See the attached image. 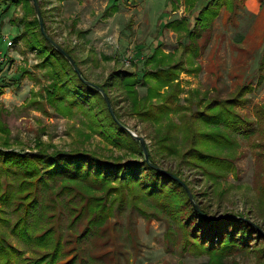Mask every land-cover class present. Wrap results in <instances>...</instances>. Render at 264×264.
<instances>
[{
  "label": "rangeland",
  "instance_id": "obj_1",
  "mask_svg": "<svg viewBox=\"0 0 264 264\" xmlns=\"http://www.w3.org/2000/svg\"><path fill=\"white\" fill-rule=\"evenodd\" d=\"M14 1L7 9L0 4V57H4L0 61V148L30 156L41 149L48 152L77 149L108 160H126L132 156L141 159L128 141L117 145L98 129H93L82 108L68 109L55 95H48L54 79L48 68L38 66L42 56L22 38L21 25L10 21L29 14L32 2ZM178 1L39 0L44 27L50 32L47 33L65 49L73 50L82 76L96 85L110 81L108 74L117 68L141 76V60L155 47L173 54L174 61L183 60L174 80L178 87L173 105L181 104L188 109L177 115L174 113L177 119L181 117L177 122L180 127L172 129L171 136L169 133L163 137L167 120L157 124L140 120L136 113H131L132 99L123 87L110 90L115 116L121 124L143 137L148 155L152 154L162 169L179 171L181 179L178 178L188 187L199 209L198 202L211 214L216 213L214 217L245 218L264 228V0H233L230 8L222 9L210 26L201 29V37L196 41L199 54H184L183 57L180 55H183L184 34L180 37L165 28L163 22L188 18L189 27L192 26L196 8L204 0L191 9ZM114 2L118 5L116 12L109 8ZM33 16L30 14V19ZM9 40L14 42L11 48L7 46ZM187 42L185 38L183 44ZM134 87L140 96L145 93L144 86L137 84ZM170 92L167 86L163 87L159 90L160 96L144 99V107L161 103ZM238 94H241V101L234 111L245 123L236 129L220 124L218 129L227 132L233 144L225 149L210 148L220 157H229L233 170L223 173L214 164L186 156L192 144L184 140L181 122L191 110L204 106V103L197 104L198 100L205 98V103L213 99L222 101ZM99 106L94 111L101 108ZM102 115L109 124L105 112ZM196 123L203 130H211L201 121ZM243 130L253 132L244 136ZM197 144L209 146L204 141L197 140ZM12 169L0 172V184L5 186L7 183L11 192L17 189ZM58 182L51 188L52 194L64 184ZM51 184L54 183L51 181ZM110 185L115 186L114 183ZM71 186L79 188L75 184ZM127 191L123 189L121 194L116 189L91 192L90 215L96 207L103 205L102 212H108L105 220H96L94 224L88 214L70 227L69 222L75 214L69 215L64 209L60 233L64 244L70 242L68 246L64 245L65 251L71 246L72 250H78L74 264H264V255L255 250L264 246L263 240L252 239L248 250L222 257L210 254L202 250L198 241L188 243L184 240L183 219L167 213L139 189L132 191L135 198ZM65 196L62 194V203ZM49 197L50 193L41 186L37 210L32 209L28 216L30 225ZM80 205L78 203L77 208ZM0 208L10 219L9 223H0V227L15 256L23 252L22 256L28 257L31 245L12 229L19 213L13 211V203H0ZM187 234L184 231V235ZM65 258L67 256H62L59 262ZM26 263L28 261H24Z\"/></svg>",
  "mask_w": 264,
  "mask_h": 264
},
{
  "label": "trees",
  "instance_id": "obj_2",
  "mask_svg": "<svg viewBox=\"0 0 264 264\" xmlns=\"http://www.w3.org/2000/svg\"><path fill=\"white\" fill-rule=\"evenodd\" d=\"M13 1L0 0V4H4L7 9ZM198 1L183 0V5L189 9L195 8ZM232 2L233 0H206L205 3L199 4L193 24L190 26L192 29L189 27L188 18L164 22L165 28L175 31L180 34V37L184 34L183 42L185 38L188 41L184 44L182 42L183 55L180 57L185 56L184 54H191V56L199 54V46L196 41L201 37V29L210 26L213 20L219 16L220 11L230 8ZM39 7L45 25L40 2ZM109 8L116 12L118 5L114 2ZM31 11L18 19L11 18L10 21H13L15 25H21L22 38L30 48H35L38 55L42 56L38 66L48 68L50 76L54 79L51 85L52 91H49L48 95H55L57 101L65 103L68 109L82 108L83 112L88 114V121L93 129H98L107 139L117 145L121 144V141H128L133 146H131L133 152L140 155L141 159L132 156L126 160H108L94 153L77 149L51 152L41 149L30 156L25 152L4 151L0 148V172L6 173L10 167H13L12 171L17 179V189L13 192L8 189L7 183L5 186L0 184V203L3 205L13 203V211L19 214L12 229L17 231L22 240L31 245V253L28 257H23V252L17 253L16 256L19 258L16 257L12 245L9 244L0 227V264H24V261H28V264H74L78 250H72L73 246L69 247L68 251L63 249L64 245L68 246L70 242L67 241L64 244L62 241L60 233L62 231L60 228L62 213L66 210L69 215L75 214L69 222L70 227L77 219L88 217V214L93 224L96 223V220H105L108 212H102L104 205L96 207L97 210L92 215L89 213L93 202L92 197L89 196L91 192L101 189H106V192L116 189L120 194L123 189H126L127 193L134 198L132 191L139 189L142 194L154 200L167 213L179 220L183 219L182 226H180L183 229L184 240L188 243L191 240L192 243L198 241L202 245V250L210 254L222 257L238 250H248L252 239L264 241V236L259 231V228L262 227L258 224L254 226L248 220L234 216L214 217L217 214L208 212L200 202L198 203L201 213L197 212L180 182L150 166L144 159L140 143L112 118L102 94L94 87L82 82L67 59L44 38L39 29L33 4ZM30 14L34 15L32 19L29 17ZM45 30L48 31L47 27ZM49 36L51 35L49 34ZM63 49L79 67L78 61L73 56V50H67L65 47ZM141 61L143 67L141 76L137 72L117 68L108 74L110 81L97 85L108 95L113 108L115 103L110 96V90L113 87L125 88L127 96L132 99L131 113H136L140 120L157 124L167 120L163 137L168 136L169 133L171 136V130L180 127L177 122L181 117L177 119L176 115L180 111L188 109V106L183 108L181 104L173 105V96L178 87L174 80L180 67L184 64L183 60L180 58V60L174 61L173 54L161 52L159 47H155ZM137 84L146 88L145 93L141 96L135 90L134 86ZM166 86L167 89H171V92L161 103H150L144 107V99L160 96L159 90ZM240 97L241 94H238L232 99L222 101L213 99L206 103L203 101L205 98L198 100L197 104L204 103V106L191 110L186 120L181 122L184 140L192 144L186 151V156L196 157L199 162L214 164L216 168H221L223 173L233 170V164L229 157H220L216 153L214 154L210 148L219 146L217 148L225 149L232 146L233 141L227 132L222 129L220 131L218 127L221 124L230 125L236 129L238 125L245 123L234 111L237 103L241 101ZM187 103H189L188 99ZM98 105L101 108L94 111ZM140 108L142 109L139 110ZM103 112H105L109 124L104 121ZM258 113L260 114V112ZM196 121H201L204 127H209L211 130L201 129ZM252 132L248 133L243 130V135L252 134ZM197 140L204 141L209 146H200L197 144ZM149 160L152 164L162 168L150 153ZM166 171L174 173L177 177L180 175L178 170L166 169ZM51 181L54 184H51ZM57 181H63L64 184H60V190L52 194L51 188L60 183ZM112 183L115 186H111ZM71 184H75L79 188L76 189ZM41 186L50 193L51 197L45 200L40 213L36 217L34 216L35 219L30 225L28 216L31 215L32 209L37 210L35 206L38 189ZM62 194H66L63 203ZM75 199L77 200L75 201ZM78 203H81L79 208H77ZM4 213V210L0 208V223H9L10 219ZM184 231L189 234L184 235ZM69 249L71 250L69 251ZM255 250L264 255V246ZM62 256H67V258L59 262ZM215 264L220 263L216 262Z\"/></svg>",
  "mask_w": 264,
  "mask_h": 264
},
{
  "label": "water",
  "instance_id": "obj_3",
  "mask_svg": "<svg viewBox=\"0 0 264 264\" xmlns=\"http://www.w3.org/2000/svg\"><path fill=\"white\" fill-rule=\"evenodd\" d=\"M32 4H33V7H34V12H35V15L38 19V24H39V29H40V32L42 33V35L44 36V38L60 53L62 54L66 59L67 61L70 63V65L72 66V68L74 69V71L76 72L78 78L84 82L86 85H89V86H92L94 87L95 89H97L103 96L104 98V101L106 103V106L108 108V111L110 112V115L112 116V118L120 125L122 126L124 129H126L132 136L134 139H136L139 143H140V147L142 149V154L144 156V159L145 161L150 165L152 166L153 168L161 171L162 173H165L167 174L168 176H170L171 178H174L176 179L178 182H180L182 184V186L185 188L193 206L195 207V209L197 210V212L201 213L200 209L198 208L197 204L194 202L193 200V197L188 189V187L183 183L182 180H180L178 177H176L174 174L170 173V172H167L166 170L152 164L149 160V155H148V150H147V147H146V143H145V140L143 139V137L137 135L136 133L132 132L128 127H126L125 125L121 124L118 119L116 118L115 116V113H114V110H113V107H112V104L109 100V97L108 95L103 91L102 88H100L98 85L94 84L93 82H90L88 80H86L80 70H79V67L77 66V64L74 62L73 58L63 49V47L58 44L51 36H49V34L47 33V31L45 30V27H44V22H43V19H42V16H41V13H40V7H39V2L38 0H31ZM224 216H227V215H221L219 217H224ZM241 219H244V220H247L245 218H241ZM251 224H253L254 226H256L253 222L249 221ZM259 231L261 232V234L264 236V232L263 230H261L259 228Z\"/></svg>",
  "mask_w": 264,
  "mask_h": 264
},
{
  "label": "built area",
  "instance_id": "obj_4",
  "mask_svg": "<svg viewBox=\"0 0 264 264\" xmlns=\"http://www.w3.org/2000/svg\"><path fill=\"white\" fill-rule=\"evenodd\" d=\"M14 42H13V40H9L8 42H7V46L9 47V48H11V47H13V44ZM4 60V57H0V61H3Z\"/></svg>",
  "mask_w": 264,
  "mask_h": 264
},
{
  "label": "crops",
  "instance_id": "obj_5",
  "mask_svg": "<svg viewBox=\"0 0 264 264\" xmlns=\"http://www.w3.org/2000/svg\"><path fill=\"white\" fill-rule=\"evenodd\" d=\"M167 1H168L169 3H171V1H169V0H167ZM205 1H206V0H204V3H205ZM178 2L181 4V3L183 2V0H179ZM199 2H200V0L198 1V3H199ZM60 3H62V1H61ZM181 5H182V4H181ZM183 6H184V5H183ZM165 21H166V20H165ZM165 21H164V22H165ZM164 22H163V23H164Z\"/></svg>",
  "mask_w": 264,
  "mask_h": 264
}]
</instances>
